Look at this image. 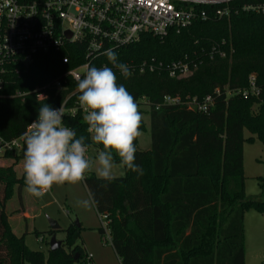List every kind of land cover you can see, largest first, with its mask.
Listing matches in <instances>:
<instances>
[{"label": "trees", "instance_id": "trees-1", "mask_svg": "<svg viewBox=\"0 0 264 264\" xmlns=\"http://www.w3.org/2000/svg\"><path fill=\"white\" fill-rule=\"evenodd\" d=\"M216 47L224 58L218 54L210 58L209 51ZM113 51L117 62L128 66V78L104 55L91 66L113 68L117 83L138 105V132L146 129L142 114H149L151 140L149 150L137 148L138 136L133 141L138 171L125 167L123 176L111 180L87 172L83 180L97 215L105 216L110 245L120 264H244V213L264 214V177L259 178L261 198L247 197L242 174L244 142L257 138L264 150V15L241 11L229 19L194 22L163 37L144 33L139 41ZM62 55H39L16 87L27 90L43 84L83 60L81 53L65 65ZM152 58L163 65L187 61L196 69L187 78L171 77L164 69L140 72L142 62ZM252 72L259 93L243 95ZM64 94L52 92L46 101L36 100L33 94L0 99V136L7 140L19 136L37 118L41 104L55 107ZM166 95L183 101L195 97L199 102L211 95L213 103L206 111L161 104ZM143 96L151 102L148 110L140 106ZM63 123L85 136L88 147L94 144L98 151L102 149L91 142L80 113L65 115ZM24 147L23 143L20 150L4 155L16 163L23 159ZM113 156V163H120ZM12 166L0 167V264L85 263L86 254L77 244L79 225L64 229L61 246L46 254L28 248L25 233L16 235L11 230L5 204L15 185L18 190L25 186L23 173L15 176ZM55 232L47 230L49 236ZM99 232L103 235L102 227Z\"/></svg>", "mask_w": 264, "mask_h": 264}, {"label": "built area", "instance_id": "built-area-1", "mask_svg": "<svg viewBox=\"0 0 264 264\" xmlns=\"http://www.w3.org/2000/svg\"><path fill=\"white\" fill-rule=\"evenodd\" d=\"M241 11L264 15V0H0V99H23L33 94L36 100L46 101L52 92L54 96L65 92L61 103L54 108L61 106L65 115L80 113L83 117L77 88L69 85L77 83V78L82 77L103 52L135 43L144 33L163 37L170 30L180 32L197 21L229 19ZM49 53H63L60 60L65 65L78 60L81 53L83 60L43 84L27 90L16 87L37 57ZM159 69H166L169 76L176 77L185 75L189 67L181 61L163 65L154 58L142 62L139 67L140 72ZM248 84L242 94L257 95L259 89L254 75L248 77ZM212 103L211 95H206L200 102L195 97L183 101L179 96L166 95L161 104H184L206 111ZM150 105L148 98H140L141 107L149 109ZM158 107L159 104H155V108ZM34 120L19 136L9 140L0 136V155L22 148L23 134ZM86 175L87 172L82 180ZM100 218L104 224L102 237L105 240L107 237L110 242L105 216ZM91 258L86 255L85 263H90Z\"/></svg>", "mask_w": 264, "mask_h": 264}, {"label": "clouds", "instance_id": "clouds-1", "mask_svg": "<svg viewBox=\"0 0 264 264\" xmlns=\"http://www.w3.org/2000/svg\"><path fill=\"white\" fill-rule=\"evenodd\" d=\"M113 68L125 79L130 70L125 63L117 62L112 49L102 53ZM113 68L90 66L77 78L78 103L83 110V121L91 142L102 146L94 158L86 155L87 143L83 135L63 123L62 107L41 104L37 118L23 134V179L27 192L42 197L54 184H75L96 164V173L111 180L113 159L119 157L122 166L138 171L134 163L136 147L133 141L139 135L141 114L138 105L126 87L117 83ZM77 205L87 209L88 199Z\"/></svg>", "mask_w": 264, "mask_h": 264}, {"label": "rangeland", "instance_id": "rangeland-1", "mask_svg": "<svg viewBox=\"0 0 264 264\" xmlns=\"http://www.w3.org/2000/svg\"><path fill=\"white\" fill-rule=\"evenodd\" d=\"M212 49L209 51L210 58L218 54L220 58L225 57V53ZM182 62V61H181ZM171 63V62H170ZM182 63L189 67L185 75L176 76L174 78H187L196 69V65L191 68L187 61ZM160 70V69H159ZM166 70V69H164ZM167 71V70H166ZM254 75V73H250ZM249 75V76H250ZM192 99L194 97H186ZM143 110H148V107H141ZM142 119L146 129L139 132L137 148L143 149L147 146L150 140L149 134V114L144 112ZM244 137L250 135L247 129L243 131ZM98 152L97 147L92 144L87 147L86 155L91 159ZM20 161V160H19ZM17 161L16 163H18ZM10 157L0 155V167H9L11 165L15 176L21 174L22 164L14 169L16 164ZM96 164L93 161L92 169L88 172L96 173ZM17 174V175H16ZM125 167L120 163H113L112 177L123 176ZM242 174L244 176V193L247 197L261 198V188L259 186V178L264 177V150L259 139L254 138L251 143L244 142L243 144V166ZM18 187L13 188L11 196L6 201V211L10 214L9 225L11 230L18 233H25L24 240L28 248L41 250L47 253L48 241L50 236L47 234L49 230L48 218L56 220L60 229L54 233L57 240L65 238V231L70 224L78 222L80 226V237L77 240L83 253L91 255L90 263L88 264H119L118 258L110 245L109 239L102 237L99 232L100 227H104L103 220L97 215L88 191L83 180L75 184L65 183L62 185H53L47 193L42 197L36 198L30 195L26 186L21 190V199L25 205V218L20 215L15 209L18 208L19 197ZM88 199L90 206L84 209L77 205L78 200ZM244 248L246 257L244 264H261L264 261V214L249 210L244 213ZM35 231L40 232L39 236L35 235ZM74 264H86L82 261H76Z\"/></svg>", "mask_w": 264, "mask_h": 264}, {"label": "crops", "instance_id": "crops-1", "mask_svg": "<svg viewBox=\"0 0 264 264\" xmlns=\"http://www.w3.org/2000/svg\"><path fill=\"white\" fill-rule=\"evenodd\" d=\"M149 134H150V132H149ZM138 139V138H137ZM137 145H138V143H137ZM150 146H151V140H149V142H148V144H147V146L146 147H144L143 149H141V148H138V149H140V150H149L150 149ZM22 162H23V159H21L18 163H16L15 165H14V169H15V172H16V168L18 167V166H20L21 164H22ZM22 171H21V174L23 173V169H21ZM17 175V174H16ZM17 177H19V175H17ZM14 187H17L16 185L14 186ZM23 188V187H22ZM22 188L20 189V191H19V193H18V197H19V206H18V208L17 209H15V211H18L19 213H20V215L21 216H23L24 218H25V214H24V210H25V205L23 204V202H22V199H21V190H22ZM6 205L7 204H5V210H6ZM6 213H7V218H8V222H9V218H10V214L6 211ZM100 217V216H99ZM243 220H244V216H243ZM244 225V224H243ZM13 231V230H12ZM16 235H22L23 233H16L15 231H13ZM47 249H48V247H47ZM245 257H246V250H245V254H244V259H245Z\"/></svg>", "mask_w": 264, "mask_h": 264}, {"label": "water", "instance_id": "water-1", "mask_svg": "<svg viewBox=\"0 0 264 264\" xmlns=\"http://www.w3.org/2000/svg\"><path fill=\"white\" fill-rule=\"evenodd\" d=\"M48 224H49V229L51 230H58L60 229L59 224L57 223L56 220L48 218ZM76 226H78V222H75ZM61 246V240H57L55 234L53 233L50 236V239L48 241V249L49 250H55L58 249ZM77 257V256H76Z\"/></svg>", "mask_w": 264, "mask_h": 264}]
</instances>
